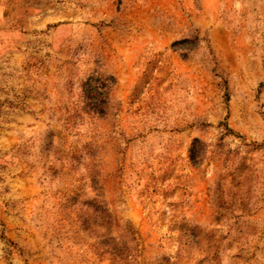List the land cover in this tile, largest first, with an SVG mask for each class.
I'll return each mask as SVG.
<instances>
[{
  "label": "rangeland",
  "instance_id": "obj_1",
  "mask_svg": "<svg viewBox=\"0 0 264 264\" xmlns=\"http://www.w3.org/2000/svg\"><path fill=\"white\" fill-rule=\"evenodd\" d=\"M0 264H264V0H0Z\"/></svg>",
  "mask_w": 264,
  "mask_h": 264
},
{
  "label": "trees",
  "instance_id": "obj_2",
  "mask_svg": "<svg viewBox=\"0 0 264 264\" xmlns=\"http://www.w3.org/2000/svg\"><path fill=\"white\" fill-rule=\"evenodd\" d=\"M88 96H89V94H88ZM98 107H99V106H96L95 108H92L93 111L97 113V112H98Z\"/></svg>",
  "mask_w": 264,
  "mask_h": 264
}]
</instances>
